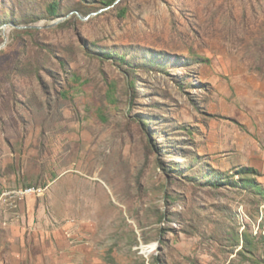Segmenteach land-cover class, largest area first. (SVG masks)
I'll list each match as a JSON object with an SVG mask.
<instances>
[{"label":"rangeland","instance_id":"1","mask_svg":"<svg viewBox=\"0 0 264 264\" xmlns=\"http://www.w3.org/2000/svg\"><path fill=\"white\" fill-rule=\"evenodd\" d=\"M109 1L0 0V264H264V0Z\"/></svg>","mask_w":264,"mask_h":264},{"label":"trees","instance_id":"2","mask_svg":"<svg viewBox=\"0 0 264 264\" xmlns=\"http://www.w3.org/2000/svg\"><path fill=\"white\" fill-rule=\"evenodd\" d=\"M111 2V0L109 1V3ZM108 3V4H109ZM49 12L53 15V16H57V13H58V7H57V4L56 3H52L50 4V7H49ZM122 59H124L123 56H121Z\"/></svg>","mask_w":264,"mask_h":264},{"label":"water","instance_id":"3","mask_svg":"<svg viewBox=\"0 0 264 264\" xmlns=\"http://www.w3.org/2000/svg\"><path fill=\"white\" fill-rule=\"evenodd\" d=\"M101 10H102V9H101ZM101 10H100V11H101ZM59 20H60V19H57L56 21H53V22L51 23V25L56 24Z\"/></svg>","mask_w":264,"mask_h":264},{"label":"bare ground","instance_id":"4","mask_svg":"<svg viewBox=\"0 0 264 264\" xmlns=\"http://www.w3.org/2000/svg\"><path fill=\"white\" fill-rule=\"evenodd\" d=\"M30 190H31V188L30 189L29 188L26 189V191H30Z\"/></svg>","mask_w":264,"mask_h":264}]
</instances>
